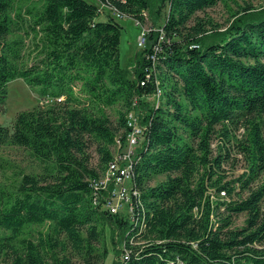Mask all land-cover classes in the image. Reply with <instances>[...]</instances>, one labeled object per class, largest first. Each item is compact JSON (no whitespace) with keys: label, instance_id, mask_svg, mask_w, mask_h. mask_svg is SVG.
<instances>
[{"label":"trees","instance_id":"obj_1","mask_svg":"<svg viewBox=\"0 0 264 264\" xmlns=\"http://www.w3.org/2000/svg\"><path fill=\"white\" fill-rule=\"evenodd\" d=\"M156 1L107 3L142 21ZM158 1L157 13L168 9L161 27L168 42L155 50L159 32L150 31L130 77L119 62L122 26L112 15L98 19V1L43 0L25 19L13 0H0V109L15 78L48 100L0 124V144L26 149L41 169L0 183V264L103 262L105 226L114 242L127 220L100 208L92 182L112 159L115 137L125 141V115L135 106L147 125L134 165L146 221L139 239L146 241L113 264H264V9L243 8L223 38L206 42L210 21L194 15L219 0ZM22 29L33 39L30 62L21 59V39H9ZM157 88L154 107L146 97ZM117 104L114 124L105 108ZM233 126L243 128L234 144L244 169L226 180L230 153H213L211 142ZM240 214L243 226L232 227ZM46 223L48 231L22 237Z\"/></svg>","mask_w":264,"mask_h":264},{"label":"rangeland","instance_id":"obj_2","mask_svg":"<svg viewBox=\"0 0 264 264\" xmlns=\"http://www.w3.org/2000/svg\"><path fill=\"white\" fill-rule=\"evenodd\" d=\"M43 0H13V8L15 12L23 13L24 18L27 19V10L32 7H39ZM95 1V0H93ZM159 1L157 0L152 8L144 12V18L142 21L136 22V20L130 16H124L121 18L116 17V21L122 26V32L120 36L119 44V62L124 68H128L129 76L132 77V67L134 63V55L141 47L137 45V38L143 29L146 33L150 31H158L159 35H163L164 32L161 27L165 21L167 14V6L164 5L160 12L157 13L156 8ZM100 9L99 20L105 19L107 15H112L110 11L97 3ZM250 6L251 10L264 9V0H219L212 7L206 8L203 11L196 12L194 17L202 18L205 21H210L207 24L208 31L205 34V41L210 42L213 40H220L223 38V33L229 24L235 20V18L242 16L244 13L243 8ZM14 14H11V17ZM193 20H190L187 25H191ZM26 24H23L26 29ZM11 38L21 39V56L24 62H30L34 55L33 39L27 36L24 30L16 31L9 36ZM179 99H181L179 97ZM151 104V99H146ZM48 100L43 99L34 90L21 79L15 78L6 83V98L5 103L0 109V124L10 126L13 122L17 112L25 109L32 108L35 105L43 104ZM122 109L120 104L105 108V113L109 120L116 124L118 120V111ZM137 113V112H136ZM264 120V118H263ZM219 129V126L216 127ZM264 133V126H263ZM243 136V128L234 126L229 128L228 136L222 135L220 132L212 138L211 147L213 153H216L217 148L227 149L230 153L229 158L223 162L222 170L226 174V180L234 178L241 173L244 169V160L236 150L234 142L236 139H241ZM97 145L91 143L87 149L90 155V165L96 166L98 162ZM115 151V148L113 149ZM112 150V151H113ZM22 170L25 173H39L41 169L38 162L29 154V152L14 144L5 143L0 144V183L8 184L15 178L16 173ZM164 178L163 175L154 177L151 184H155L159 180ZM261 179H264V174L261 175ZM127 206H125V210ZM120 214H125L124 208L120 210ZM245 215L240 214L233 219L232 227L238 228L243 226ZM49 229V225H31L27 227L22 237L36 238L39 232H46ZM104 242L107 249V254L101 264H113V261L120 259V252L122 248L123 235L121 232H115L114 242H111L109 227L105 226ZM1 234V231H0ZM117 241V242H116ZM116 250H119V255H116ZM76 264H80L77 258H74Z\"/></svg>","mask_w":264,"mask_h":264},{"label":"built area","instance_id":"obj_3","mask_svg":"<svg viewBox=\"0 0 264 264\" xmlns=\"http://www.w3.org/2000/svg\"><path fill=\"white\" fill-rule=\"evenodd\" d=\"M95 1L106 7L114 17L121 18L125 16L124 13L110 6L107 0ZM136 22L138 23V20ZM147 34L142 29L138 35L137 45L141 49L145 47ZM164 40V34H160L153 48L155 50L160 49L158 43ZM165 41L168 42V40ZM192 46L190 45V47ZM150 57L154 61L155 55H150ZM161 94V89L157 88L146 99H151V105L157 107L160 103ZM138 113L136 106L126 113L127 131L125 141L123 142L120 136L115 137V151L113 150L112 159L107 162L99 178L92 182L95 194L98 193L101 198L100 208L109 214L120 215L127 220L120 252L121 260L129 258L133 251L132 246L143 244L146 241L139 239L146 228V221L140 189L136 187L134 182V165L139 159L137 151L143 144L147 129V125L140 121ZM125 206H127L126 210ZM122 208L125 211L124 215L120 214Z\"/></svg>","mask_w":264,"mask_h":264}]
</instances>
